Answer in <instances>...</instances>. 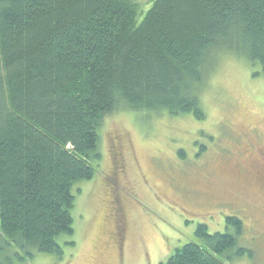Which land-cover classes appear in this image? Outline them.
I'll use <instances>...</instances> for the list:
<instances>
[{"label":"trees","instance_id":"1","mask_svg":"<svg viewBox=\"0 0 264 264\" xmlns=\"http://www.w3.org/2000/svg\"><path fill=\"white\" fill-rule=\"evenodd\" d=\"M138 17L136 0H0V264L62 254L108 115L204 120L201 96L222 56L264 73V0H154ZM226 220L234 231L199 224L200 243L159 264L244 255L242 220Z\"/></svg>","mask_w":264,"mask_h":264},{"label":"rangeland","instance_id":"2","mask_svg":"<svg viewBox=\"0 0 264 264\" xmlns=\"http://www.w3.org/2000/svg\"><path fill=\"white\" fill-rule=\"evenodd\" d=\"M153 1L136 0L138 22ZM214 65L204 120L134 110L105 118L101 159L89 161L97 172L74 190L75 233L58 239L61 255L23 264H159L200 243L199 224L234 231L232 216L246 252L226 262L264 264V73L234 54Z\"/></svg>","mask_w":264,"mask_h":264},{"label":"flooded vegetation","instance_id":"3","mask_svg":"<svg viewBox=\"0 0 264 264\" xmlns=\"http://www.w3.org/2000/svg\"><path fill=\"white\" fill-rule=\"evenodd\" d=\"M113 173H116V174H117V172H116V171H114ZM113 173H112V174H113Z\"/></svg>","mask_w":264,"mask_h":264}]
</instances>
